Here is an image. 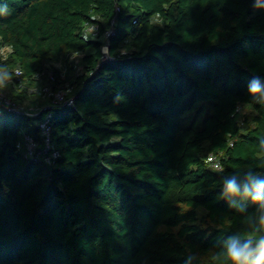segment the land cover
<instances>
[{"label":"trees","instance_id":"1","mask_svg":"<svg viewBox=\"0 0 264 264\" xmlns=\"http://www.w3.org/2000/svg\"><path fill=\"white\" fill-rule=\"evenodd\" d=\"M5 6L0 92L43 109L42 88L68 84L76 101L50 110L53 166L26 157L45 113L0 116V264H229L226 243L264 216L224 195L264 181V100L248 93L264 85V0Z\"/></svg>","mask_w":264,"mask_h":264},{"label":"built area","instance_id":"2","mask_svg":"<svg viewBox=\"0 0 264 264\" xmlns=\"http://www.w3.org/2000/svg\"><path fill=\"white\" fill-rule=\"evenodd\" d=\"M89 31L94 34V36L99 34L97 26L89 27ZM112 34V30L106 31L105 38H109ZM104 54V60L112 59L108 54V47H104ZM21 74V71H16V75L18 77H20ZM49 77L52 82L56 81L53 74H50ZM41 92L44 98L51 101V107H45L43 109L31 108L29 110H25L14 100L7 97L4 92H0V116L6 113L26 116L38 115L42 112L45 113L46 115L39 124L43 138V147L39 150V143L33 137H26V157L34 158L36 160L41 159L46 165L53 166L61 157V153L53 146V127L51 124L53 116L50 110L53 106L74 107L76 98L73 96V87L68 84L59 85L57 87H55L54 84H49L44 86ZM209 162L215 169H221L220 163L215 157L211 156L209 158Z\"/></svg>","mask_w":264,"mask_h":264},{"label":"clouds","instance_id":"3","mask_svg":"<svg viewBox=\"0 0 264 264\" xmlns=\"http://www.w3.org/2000/svg\"><path fill=\"white\" fill-rule=\"evenodd\" d=\"M6 10L5 6L4 11L0 14ZM248 93L252 97H260L264 100V85L261 84L259 78H254L251 81ZM224 195L241 196L243 199L251 198L254 204L264 210V181H256L249 177L243 185H240L233 177L224 183ZM223 256L229 264H264V216H261L259 227L253 232L239 238H230L226 243ZM190 259L186 264H190Z\"/></svg>","mask_w":264,"mask_h":264},{"label":"rangeland","instance_id":"4","mask_svg":"<svg viewBox=\"0 0 264 264\" xmlns=\"http://www.w3.org/2000/svg\"><path fill=\"white\" fill-rule=\"evenodd\" d=\"M58 68L60 69V70H63V71H67V67L65 66V64L63 65V64H60V65H58ZM38 88L36 87L35 89H32L31 91H30V93L32 94H30V96H32L31 98H32V100L34 101V102H32L31 101V98L29 97H27V99H26V102H25V104L28 106V105H30L31 103L32 104H36V102H40V100L39 99H35V97H37L38 96ZM34 96V97H33Z\"/></svg>","mask_w":264,"mask_h":264}]
</instances>
